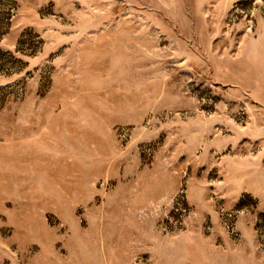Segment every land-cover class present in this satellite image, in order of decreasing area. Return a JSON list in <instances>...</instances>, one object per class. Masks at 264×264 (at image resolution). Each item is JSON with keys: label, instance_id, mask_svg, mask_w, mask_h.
Returning <instances> with one entry per match:
<instances>
[{"label": "rangeland", "instance_id": "1", "mask_svg": "<svg viewBox=\"0 0 264 264\" xmlns=\"http://www.w3.org/2000/svg\"><path fill=\"white\" fill-rule=\"evenodd\" d=\"M244 239L264 264V0H0V264Z\"/></svg>", "mask_w": 264, "mask_h": 264}, {"label": "crops", "instance_id": "2", "mask_svg": "<svg viewBox=\"0 0 264 264\" xmlns=\"http://www.w3.org/2000/svg\"><path fill=\"white\" fill-rule=\"evenodd\" d=\"M242 171L246 173L247 169ZM240 183L242 185L243 182L240 181ZM207 245V250L203 248L202 250L208 254V264H262V257L250 243V240L245 241L244 239L238 248H230L223 252L212 247L209 243ZM237 254L240 258H237Z\"/></svg>", "mask_w": 264, "mask_h": 264}, {"label": "built area", "instance_id": "3", "mask_svg": "<svg viewBox=\"0 0 264 264\" xmlns=\"http://www.w3.org/2000/svg\"><path fill=\"white\" fill-rule=\"evenodd\" d=\"M229 217L231 218V215Z\"/></svg>", "mask_w": 264, "mask_h": 264}]
</instances>
